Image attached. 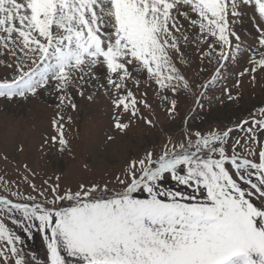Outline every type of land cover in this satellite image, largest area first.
<instances>
[{"label": "snow or ice", "instance_id": "obj_1", "mask_svg": "<svg viewBox=\"0 0 264 264\" xmlns=\"http://www.w3.org/2000/svg\"><path fill=\"white\" fill-rule=\"evenodd\" d=\"M245 8L253 9L251 42L234 28ZM190 47L218 65L196 85L199 95L182 67ZM0 57L12 69L0 81V98L56 95L51 142L63 152L72 119L64 109L78 108L73 89L91 102L102 88L113 127L126 133L137 121L156 126L142 82L155 85L175 122L180 97L191 93L199 105L225 78L227 61L245 59L238 76L255 81L264 72V0H0ZM93 81L96 91L88 92ZM250 115L207 133L186 129L179 140L169 131L161 145L127 162L112 190L107 183L61 190L59 177L37 187L25 178L32 190L25 193L0 177L7 193L0 195V264H30L17 229L30 235L34 228L47 264H264V108Z\"/></svg>", "mask_w": 264, "mask_h": 264}, {"label": "rangeland", "instance_id": "obj_2", "mask_svg": "<svg viewBox=\"0 0 264 264\" xmlns=\"http://www.w3.org/2000/svg\"><path fill=\"white\" fill-rule=\"evenodd\" d=\"M244 11L242 22L236 23L234 28L244 41L251 42L256 35L253 9L245 8ZM187 51L189 63L182 67L193 84V91L199 95L203 89L196 85L209 80L214 67L218 65H209L207 60L202 62L191 47ZM226 64V68L222 69L225 78L209 87L199 105L191 93L180 97L179 118L175 122L168 120L165 104L154 91L155 85L148 86L142 82L140 92L147 93V100L155 112L156 126L148 127L142 121H137L126 133H120L113 127L114 109L102 88L91 102L86 96L81 97L74 89L71 90L78 108L75 111L64 109L65 116L70 115L72 119L70 124L66 123L65 135L69 146L63 152L58 144L51 142V137L56 135L52 120L60 111L56 107L58 100L54 93H42L28 100L7 101L0 98V177L18 185L19 190L25 193L32 191L25 178L37 187L44 180L55 183L56 177H59L61 190L70 188L76 191L80 183H98L101 187L107 183L112 190L116 188L115 176L122 172L127 162L161 145L169 131L179 140L186 129L207 133L209 130L234 127L244 120H250V114H258L264 108V72L258 70L255 81H252L250 76H238L248 66L245 59L240 58L238 62L229 60ZM201 67L205 71L201 72ZM96 72L100 77L99 82L106 84L103 78L105 70L98 68ZM11 74L12 69L0 65V81L10 79ZM237 79L242 81L239 88L233 86ZM95 84L96 81H93L94 87L88 92L96 91ZM129 87L139 98L140 93L136 92L135 85L130 82ZM225 87L237 99L228 100L223 91ZM140 107L143 110V106ZM124 119L127 122L126 116ZM234 135L242 133L237 131ZM109 136L113 138L109 140ZM166 186L174 190L177 187L170 180ZM0 195L7 193L0 189ZM64 203L67 206V202ZM8 223L15 227L10 221ZM17 234L24 240L23 249L30 264H47L46 245L38 230L33 229L27 235L17 229Z\"/></svg>", "mask_w": 264, "mask_h": 264}, {"label": "trees", "instance_id": "obj_3", "mask_svg": "<svg viewBox=\"0 0 264 264\" xmlns=\"http://www.w3.org/2000/svg\"><path fill=\"white\" fill-rule=\"evenodd\" d=\"M139 198V197H138ZM35 229V228H34ZM38 234L41 236V238H42V241H43V243L45 244V242H44V240H43V237H42V235L39 233V231H38ZM34 235V234H33ZM46 250V253H47V249H45ZM47 259V258H46Z\"/></svg>", "mask_w": 264, "mask_h": 264}]
</instances>
